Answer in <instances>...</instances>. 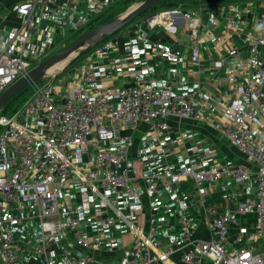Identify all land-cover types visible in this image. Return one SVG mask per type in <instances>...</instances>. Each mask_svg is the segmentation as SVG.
<instances>
[{
	"label": "built area",
	"instance_id": "1",
	"mask_svg": "<svg viewBox=\"0 0 264 264\" xmlns=\"http://www.w3.org/2000/svg\"><path fill=\"white\" fill-rule=\"evenodd\" d=\"M55 3L56 0H23L16 8L24 22L4 35L0 95L40 61L26 49L34 27L31 15L37 4L48 7L50 12ZM74 11L69 9L61 25L76 32L79 24ZM201 12V7L173 9L137 22V32L163 28L171 35L178 30V18L185 22V51L155 42L144 56L160 57L171 64L186 60L201 66L206 49L199 44ZM113 48L110 39L96 45L79 66L74 84L63 86L59 80V89L51 81L37 85L13 118L0 117V264H27L21 258L25 254L36 259L32 264H50L51 237L64 239V255L69 264H94L95 258L89 252L90 238L86 231L79 230L80 220L73 214L66 195L75 187L80 203L99 199L100 208L108 206L101 194L104 190L114 196L123 193L128 201H133L138 196V161L130 159V149L137 127L143 125L146 136H151L168 132L166 119L170 117L208 121L203 104L196 103L192 95L178 94L174 88L103 86L102 73L94 65L105 51ZM231 57L243 64L242 72L225 63L209 65L224 71L222 85L235 97L229 115L212 126L238 151L242 162L220 165L216 154L206 150L198 161L179 168L168 178L172 185L193 182L199 203L207 207L210 217L205 236L190 240L194 226L184 213L186 202L181 201L177 204V223L186 233L182 248L172 243L156 253L150 237L131 226L134 245L122 251L117 264H178L173 256L179 249H183L180 264H264V6L255 17L254 29L245 35L244 49H235ZM27 120L28 126L24 123ZM170 143L184 147L181 135H175ZM189 150L196 152L197 148ZM161 152L168 153L165 148ZM248 182L253 185L252 197L241 200L229 188L230 183ZM155 184L152 181L148 189L153 190ZM208 187L224 196L222 204L228 213L216 215L207 206ZM246 215L254 217L250 227L241 222ZM31 218L39 223L36 236H16L10 226Z\"/></svg>",
	"mask_w": 264,
	"mask_h": 264
},
{
	"label": "crops",
	"instance_id": "2",
	"mask_svg": "<svg viewBox=\"0 0 264 264\" xmlns=\"http://www.w3.org/2000/svg\"><path fill=\"white\" fill-rule=\"evenodd\" d=\"M122 1L92 0L89 3L88 0H56L50 12L48 7L37 4L31 15L34 27L30 31L26 49L39 58L48 57L56 53L58 45L63 44L74 32L61 25L70 8L75 9L74 16L81 25ZM22 2L23 0H0V49L3 47L5 33L11 28L20 27L24 22V17L16 13V8ZM164 4L168 7L165 11L195 10L201 7L199 44L206 47L201 66L191 65L186 60L180 64H171L160 57L144 56V51L155 42L186 50L182 43H186L187 33L184 30L185 22L181 18H178V30L173 35L163 28L137 32L138 24L135 23L134 29L121 30L110 37L114 48L105 51L102 59L94 65L102 73L100 83L105 87L133 84L140 88H174L178 94L192 95L196 103L203 104L208 121L195 122L170 117L166 119L169 131L151 136H146L143 125L137 127L130 149V159L138 161V177L135 181L138 196L133 201H128L123 193L114 196L104 190L101 194L108 206L100 208L99 199L90 200L86 204L80 203L75 187L66 195V201L72 203L73 214L80 220L79 230L86 231L90 238L92 247L89 252L95 258L94 264H117L122 251L134 245L131 226L141 229L150 237L156 253L172 243L182 248L186 233L177 223L180 215L177 204L181 201L186 202L184 213L194 226L190 240L203 238L206 222L210 218L207 207L200 205L191 180L172 185L168 181L169 176L190 162L198 161L206 150L216 154L217 164L242 162L238 151L226 143L212 126L215 121L229 115L235 97L228 87L222 85L224 71L209 68V65L218 62L233 66L238 72L244 70L243 64L235 62L231 55L235 49H244L245 35L254 29L255 17L262 10L264 0H200L191 5L175 4L173 0H169ZM145 16L139 18V21ZM211 38L215 39L213 43L209 42ZM80 65L81 62L49 81L55 83L61 80L63 83L68 81L74 84L79 77ZM175 135L182 136L183 148L170 143ZM190 147H196L197 151H190ZM162 148L167 149L168 153L163 154ZM152 181H156V184L153 190H149ZM242 185H248L254 193L251 182ZM232 188L235 190L233 186ZM223 197L217 189L208 187L207 206L216 215L228 213L222 204ZM237 197L241 200L248 198ZM221 205L222 209H218ZM97 211H101V214L98 215ZM62 218L60 215V219ZM38 227L39 223L34 218L26 219L20 225L10 226L19 237H35ZM64 242L60 237L48 239L50 264H69L64 255ZM77 249L75 247L74 251L77 252ZM182 251L183 249H179L173 256L178 264ZM72 253L74 254L73 251ZM21 258L27 264L36 261L30 254Z\"/></svg>",
	"mask_w": 264,
	"mask_h": 264
},
{
	"label": "water",
	"instance_id": "3",
	"mask_svg": "<svg viewBox=\"0 0 264 264\" xmlns=\"http://www.w3.org/2000/svg\"><path fill=\"white\" fill-rule=\"evenodd\" d=\"M130 1L131 3L134 1L136 3L134 2L135 4L128 8V10L123 15L114 19H110L101 25L93 26L87 31H84L82 34H79L61 50L52 54L45 60L38 62L25 75L17 79L0 95V111L19 93L44 79L48 70L52 68L57 62L72 53H75V55L71 60L88 54L96 45L120 32L131 21L146 14L163 0Z\"/></svg>",
	"mask_w": 264,
	"mask_h": 264
},
{
	"label": "rangeland",
	"instance_id": "4",
	"mask_svg": "<svg viewBox=\"0 0 264 264\" xmlns=\"http://www.w3.org/2000/svg\"><path fill=\"white\" fill-rule=\"evenodd\" d=\"M173 1L175 4L176 3H179V4L185 3L186 5H188V4L191 5V4L198 3L200 0H198V2H197V0H173ZM134 2L131 3L130 0H123L118 5L102 11V13L96 15V17H93L90 21L85 22L81 25L79 24V29L76 32H73V34L71 36H69L65 40V42H63V44H59L57 50L58 51L61 50L70 41L75 39L79 34H82L84 31H87L89 28H91L93 26L101 25V24L109 21L110 19H114V18H117V17L123 15L128 10V8H130L132 5H134L136 3V2L135 3ZM173 5H171V6H173ZM167 8H168L167 5H165V4L161 5L160 4L159 6L153 8L152 10H150L149 12H147L144 15L150 16L151 14L161 12V11H165V10H167ZM142 17H143V15L134 19L133 21H131L126 27H124L122 29V31H124L126 29L127 30L134 29L135 23H137L139 21V18H142ZM49 56H51V55H49ZM86 56H87V54L82 56V57H79L77 59L71 60L69 62V64H67L66 67L62 71H60L59 73L52 75V76L50 75V77L48 75L44 79L37 82L36 84L32 85L31 87H29L26 90L19 93L16 97H14L7 105H5L1 109L0 117L13 118V116L15 115V112L21 110L23 108V106L25 105V103L32 97L35 86L43 85L44 83L49 82L50 79H53L54 77L61 76L66 71H68L70 68H72L76 64H79V62L81 60H83ZM46 58H48V57L41 56L40 60L42 59L41 61H43ZM66 84H68V81H65V83H63L62 85L65 86ZM56 86H57V89H59V86L57 83H56ZM24 123L27 126L30 125L29 120L25 121ZM0 132H1V127H0ZM232 186L235 188V190H236L235 192H237L236 195H238L239 197H245V196L251 197V196H253V190L250 187H248V185H235L234 186L232 183H230L229 188H232ZM218 209H222V205L219 206ZM253 220H254L253 215H246L245 217H243L241 219V222H242V224L246 225L247 227H250L251 224L253 223Z\"/></svg>",
	"mask_w": 264,
	"mask_h": 264
},
{
	"label": "bare ground",
	"instance_id": "5",
	"mask_svg": "<svg viewBox=\"0 0 264 264\" xmlns=\"http://www.w3.org/2000/svg\"><path fill=\"white\" fill-rule=\"evenodd\" d=\"M74 55H75V53H72V54L68 55L67 57L63 58L62 60H60L59 62H57L52 68H50L48 70V72L46 73V76L49 75V77H50V75L52 76V75H55V74L59 73L60 71H62L66 67V65L69 64V61L72 59V57ZM83 60H81L80 62L82 63Z\"/></svg>",
	"mask_w": 264,
	"mask_h": 264
},
{
	"label": "trees",
	"instance_id": "6",
	"mask_svg": "<svg viewBox=\"0 0 264 264\" xmlns=\"http://www.w3.org/2000/svg\"><path fill=\"white\" fill-rule=\"evenodd\" d=\"M166 1H169V0H163V1H161L157 6H159L160 4H161V5L164 4ZM173 2H174V1H173ZM157 6H155V7H157ZM155 7H154V8H155ZM152 9H153V8H152ZM108 39H110V38H108ZM108 39H107V40H108Z\"/></svg>",
	"mask_w": 264,
	"mask_h": 264
}]
</instances>
